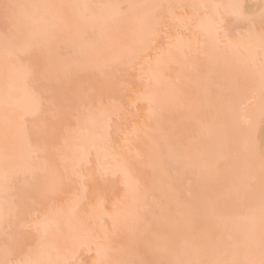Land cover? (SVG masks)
Returning <instances> with one entry per match:
<instances>
[{
	"label": "snow or ice",
	"instance_id": "obj_1",
	"mask_svg": "<svg viewBox=\"0 0 264 264\" xmlns=\"http://www.w3.org/2000/svg\"><path fill=\"white\" fill-rule=\"evenodd\" d=\"M257 119L264 0H0V264H264Z\"/></svg>",
	"mask_w": 264,
	"mask_h": 264
},
{
	"label": "bare ground",
	"instance_id": "obj_2",
	"mask_svg": "<svg viewBox=\"0 0 264 264\" xmlns=\"http://www.w3.org/2000/svg\"><path fill=\"white\" fill-rule=\"evenodd\" d=\"M21 2H25V3H42V4H72V3H94V4H101V3H105V4H123V3H139L138 0H21ZM144 3H148L151 2V0H143ZM245 3H247L248 6H254L255 4H257L259 2V0H244ZM114 37L116 39H120V34L118 32H114L113 33ZM104 45L98 44L97 48L98 49H103ZM26 102V101H25ZM76 122L74 121L72 124H74V126H71V133H70V139L78 136L81 134V132L83 133H87L88 131H93L96 132L100 135L103 134V130L105 127V120L102 114L100 113H96L90 120L85 117L82 121L80 125L75 124ZM256 144L259 145V141H260V137L264 135V125H261V123L256 121V125L255 128L253 130L252 133ZM259 140V141H257ZM259 142V143H258ZM264 142V140H263ZM99 143V141H98ZM257 145V146H258ZM93 157H95V152H93Z\"/></svg>",
	"mask_w": 264,
	"mask_h": 264
},
{
	"label": "rangeland",
	"instance_id": "obj_3",
	"mask_svg": "<svg viewBox=\"0 0 264 264\" xmlns=\"http://www.w3.org/2000/svg\"><path fill=\"white\" fill-rule=\"evenodd\" d=\"M144 1H145V0H144ZM138 2H139V3H144L143 0H138ZM123 4H126V3H123ZM257 122L260 123L259 119H257ZM75 124H76V123H75ZM72 125L74 126V124H72ZM72 125H71V126H72ZM73 126H72V127H73ZM263 140H264V135L260 137V141H259V140H257V141H259V142L261 143V142H263ZM255 142H256V141H255ZM259 142H258V143H259ZM260 143H259V144H260ZM257 145H258V144H257ZM258 146H259V145H258Z\"/></svg>",
	"mask_w": 264,
	"mask_h": 264
}]
</instances>
